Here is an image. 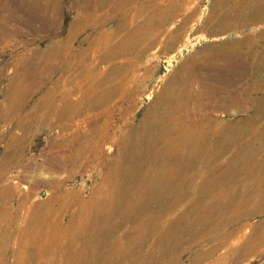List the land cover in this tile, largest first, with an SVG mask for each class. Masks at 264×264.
I'll return each instance as SVG.
<instances>
[{"label": "rangeland", "instance_id": "rangeland-1", "mask_svg": "<svg viewBox=\"0 0 264 264\" xmlns=\"http://www.w3.org/2000/svg\"><path fill=\"white\" fill-rule=\"evenodd\" d=\"M213 2L0 0V264H264V0ZM174 91L193 160L133 144Z\"/></svg>", "mask_w": 264, "mask_h": 264}, {"label": "bare ground", "instance_id": "bare-ground-1", "mask_svg": "<svg viewBox=\"0 0 264 264\" xmlns=\"http://www.w3.org/2000/svg\"><path fill=\"white\" fill-rule=\"evenodd\" d=\"M224 1H226V0H224ZM219 2H220V0H214L213 5L215 7H217ZM173 3L174 2L169 1L165 4L166 6L159 8L160 19L157 20L156 24H154V22H152V21H149L147 24L140 23L138 26H136L135 29H132L130 31V32H132V35L128 34V19L126 21H124L120 25V27H123V28L125 27V29H124L125 32L123 33V37H124L123 41L125 42V46L123 48H118V47L113 46V48H110L109 53H117V52L123 51V50L128 52V49L130 50L132 48V44H134L136 41H138L143 36V31L141 32L142 28H144V33H146L147 31H149V33H150L151 31H153L151 29H153L154 27H156V26L158 27V25L162 26V25L166 24L168 22V20L172 19V17L176 13L175 4H173ZM254 4L255 5H253V8H252V10L254 9V11L250 15L249 20L255 19V17H257V15L259 14L258 12H261V9H260L261 5L258 2L254 3ZM178 29H176V30H178ZM175 32H177V31H175ZM113 35H114V33L111 32V33L106 34L104 39H101V40L97 39V44L95 45L94 49L97 50L104 42L107 43L112 37H114ZM135 36H137L138 38H135ZM132 40H134V42L129 46V42H131ZM175 42H177V39H175L173 41V43L171 44V47H173ZM187 78L188 77L182 73L177 76V79L180 80L181 83ZM187 82H188V80H187ZM20 92L23 93L24 89L21 88L19 91H17L16 97L19 96ZM167 95H168L167 98L169 100L168 104H166V100L160 99L157 103L154 104L153 111L151 113H149V115L147 114L148 116L145 119V130L146 131H142L143 134L139 136V138H141L142 140L138 139L137 141H135V143H133V144H135L134 146L137 148V151L140 150V152H142L144 149L147 150L148 146L155 145V143H157V141H158L157 136L160 135V137L162 138V145L164 146V150L168 153H174L176 150L177 151L175 153H177V152L180 153L181 151L186 150L185 148L190 147L187 150L190 151V154L192 155L191 160H193V159H196L198 156H200L202 154H206L207 152H209V149L207 150V133H201L202 127H201V124L199 122H197V124H194V128L198 127V131L200 133H193L192 131H190L187 128V126L182 127V125H181V122L183 120H185V121L188 120L189 122L191 121L189 116H190V113L192 111H190V109H188L189 107L185 104V96H186L185 91L178 92V93L175 91L173 93L169 92ZM51 108L53 109V112H57L55 110V106L53 104H51ZM63 111H66V110L64 109ZM57 113L59 115L63 114L62 112L61 113L57 112ZM151 115H155V117H152ZM190 124H191V122L189 123V125ZM166 132H170V133H166ZM176 132H180V133H176ZM73 134L74 133H72V135ZM224 134L225 133H214V135L216 136V139L213 142V145H214V150H216L217 153H221L227 145V143L225 144L222 141ZM60 136H62V135H60ZM66 136H67V134H66ZM77 136H78V134H77ZM63 137H64V135H63ZM106 138H107L106 136L103 137L101 135L100 138L98 139V141L97 142L95 141L96 142L95 144L93 143L94 142L93 141L92 145L89 148L92 149V148H95L94 146L106 144L107 152H110L112 150V147L109 144L111 141H110V139L107 141H104ZM170 138H173L172 142L169 141ZM84 139L87 140V136H85ZM257 139L259 141V143H257V144H259L258 147L264 145V133H259ZM72 140H73V138H72ZM178 140H181V142H178ZM201 140H202V142H201ZM199 143H201V144H199ZM70 144H72L71 139H70ZM81 144L85 145L86 146L85 148H87V150H88V147L84 142H82ZM67 145L69 146V144H67ZM246 147H244V153H247L249 151V149H247ZM98 148H97V150H98ZM75 149H76V147L71 152L77 153L78 148L76 150ZM197 149H200V151H196ZM187 150L185 152H187ZM94 152L96 153L95 150H94ZM68 153L66 155L69 156ZM97 157H98V155H96L94 157V159H96ZM72 158L74 159V157H72ZM186 158H187V156H185V153H183V155L181 157H179V160L186 159ZM241 159H243V158H241ZM78 163L79 162H77V164ZM165 179H166V184L168 185L170 177L168 176ZM163 184H164V182H163ZM152 187L155 188L156 185L152 186Z\"/></svg>", "mask_w": 264, "mask_h": 264}]
</instances>
